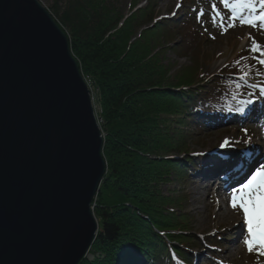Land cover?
Instances as JSON below:
<instances>
[{"label": "trees", "instance_id": "obj_1", "mask_svg": "<svg viewBox=\"0 0 264 264\" xmlns=\"http://www.w3.org/2000/svg\"><path fill=\"white\" fill-rule=\"evenodd\" d=\"M140 1H132L128 16L117 0H68L65 6L53 0L50 7L83 76L97 90L105 135L107 171L93 202L100 229L89 252L93 259L80 264H194L189 245L216 248L222 238L191 236L189 219L176 209L182 200L165 195L162 186L173 177L187 181L190 166L199 167L192 154L183 162L173 156L190 154L186 134L192 124L207 128L234 113L223 104L248 90L239 77H251L245 72L251 64L238 57L206 76L203 57L194 53V66L173 76L164 55L189 54L192 13L155 21L154 0L137 8ZM176 33H182L181 42Z\"/></svg>", "mask_w": 264, "mask_h": 264}, {"label": "water", "instance_id": "obj_2", "mask_svg": "<svg viewBox=\"0 0 264 264\" xmlns=\"http://www.w3.org/2000/svg\"><path fill=\"white\" fill-rule=\"evenodd\" d=\"M92 93L39 0H0V264H80L107 165Z\"/></svg>", "mask_w": 264, "mask_h": 264}, {"label": "rangeland", "instance_id": "obj_3", "mask_svg": "<svg viewBox=\"0 0 264 264\" xmlns=\"http://www.w3.org/2000/svg\"><path fill=\"white\" fill-rule=\"evenodd\" d=\"M132 1L117 0L116 5L121 14L125 16L132 14ZM148 1L141 0L137 8L146 7ZM39 2L51 14L50 7L53 4V0H39ZM62 2L63 6H65V2H68V0H62ZM154 2L155 21L159 19H174L177 16L182 18L188 16L189 12L192 13L194 18L186 29L188 30L190 49L192 48L189 54L186 57H181L173 51H168L164 55L163 63L172 69L173 76L185 67L194 66L193 57L196 56L194 53L200 55L201 58L203 57L201 73L206 76L217 74L227 66H230L231 63H238V60L244 57L245 61H247L246 63L249 62L251 64L250 67L247 65V69L245 70L247 74H251V77L241 78V80L247 85L248 83L254 85L256 90L258 88L261 96L256 99L257 94H254V91L246 90L241 98L235 101L233 99L228 102L225 101L223 105H226L227 108L246 111L252 104L257 103L258 100L264 103V94L261 92L264 89V65L259 63L260 59H264V55H261L264 52V29L241 25L239 20L235 21L234 27H227L231 12L229 9L224 8L219 3V0H154ZM213 4L216 5V10L224 17L223 25L219 22V19H213L215 16ZM257 8H259V5H257ZM246 14L247 11L241 13V15ZM52 17L54 18L53 15ZM54 20L60 26L58 19L54 18ZM150 27L152 25H148L143 30ZM222 28H226L227 30L222 31ZM140 34L141 30H138L137 36ZM181 34L176 33L175 40L177 42L183 40ZM254 44L259 45V51L252 50ZM253 76L256 78H252ZM85 80L90 87L95 114L102 130V119L99 117L102 110L96 98L97 90L94 89L91 79L85 78ZM251 89L254 88L251 87ZM241 120L243 123L241 125L234 124L236 119H232L225 122L221 128L213 127L211 129L196 128L192 124L187 129L188 133L186 134V142L188 143L190 154H176L173 158L175 161L183 162L187 160V156L192 154L197 159L195 161L196 164H200L201 167H198L195 172L193 171L194 167L191 166V174L187 181H180L173 177L171 183L162 186V191L165 195L171 194L177 200H182L180 208L177 207L176 209L181 215L185 213L186 218L189 219L188 226L191 236L201 241H211L218 236L222 237L217 248L211 253L216 260H207L208 255L205 245H189L194 256L198 255L196 256L198 257L197 264H264V256L258 255L255 251L252 253L248 252L244 243L248 238V231L243 220V213L238 208L233 209L231 207L232 194L224 191V188L217 183L218 179L216 177H219V175L216 177L212 176L215 177L212 190L207 188L204 182L206 179L201 176L207 166L212 164L208 161L212 154L218 153L219 158L222 159L221 156L223 155L227 154L230 156L229 154L232 153L237 154L236 152L243 150V148L253 150L259 144H263V133L257 127L259 122L257 124L246 122L244 115H242ZM103 138L105 140L104 134ZM225 140H228V144L221 147V144ZM259 153L263 155L264 146H259ZM229 170L232 171L231 168L226 171ZM94 207L92 204L93 211ZM236 216L239 218L238 221L232 222L230 217ZM97 221L100 229L99 220L97 219ZM230 248H232L233 255H227ZM87 257L93 259L92 255H88Z\"/></svg>", "mask_w": 264, "mask_h": 264}, {"label": "snow or ice", "instance_id": "obj_4", "mask_svg": "<svg viewBox=\"0 0 264 264\" xmlns=\"http://www.w3.org/2000/svg\"><path fill=\"white\" fill-rule=\"evenodd\" d=\"M219 3L231 12L227 27H234L235 21L239 20L241 25L264 29V0H219ZM212 7L215 11L213 19H219L223 25L224 17L216 10L215 4ZM245 11L247 14L241 15ZM226 30L222 28V31ZM252 50L259 51V45L254 44ZM261 55H264V52ZM259 63L264 65V59H260ZM261 92L264 94V89ZM227 144L228 140H225L221 147ZM231 207L238 208L243 213V220L248 231V238L244 243L248 252L255 251L258 255L264 256V165L256 167L239 188L233 189Z\"/></svg>", "mask_w": 264, "mask_h": 264}, {"label": "bare ground", "instance_id": "obj_5", "mask_svg": "<svg viewBox=\"0 0 264 264\" xmlns=\"http://www.w3.org/2000/svg\"><path fill=\"white\" fill-rule=\"evenodd\" d=\"M262 133H264V130H262ZM263 140V144L259 146H264V139ZM253 160L251 161V163H255L257 160H259V157L260 155H256V154H253ZM224 159V160H223ZM249 160V159H248ZM209 162H211L215 167L218 168V172L219 170L224 171V170H227V169H230L233 167V164L234 165H237V166H241L242 168L244 167L245 169H248L249 165L248 163L250 162H247L244 160V155L242 157L240 156H236V155H230V156H223L222 159L219 158V155L218 153L217 154H212V156L209 158L208 160ZM212 169H206L202 174L201 176L204 177L206 180L204 181L207 186L208 189H211L212 190V184H213V180L215 179V177H212ZM217 172V174H218ZM220 173V172H219ZM229 217V216H228ZM232 219V222H237L238 221V216L236 217H230ZM235 225V223H234ZM215 239V238H214ZM212 239V240H214ZM232 248L229 249V251L227 252V255H233L234 253L231 251ZM89 255V253L87 254V256ZM144 261H146L145 259H143ZM138 264H141V262L138 261ZM142 264H145V263H142Z\"/></svg>", "mask_w": 264, "mask_h": 264}]
</instances>
